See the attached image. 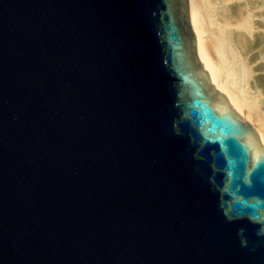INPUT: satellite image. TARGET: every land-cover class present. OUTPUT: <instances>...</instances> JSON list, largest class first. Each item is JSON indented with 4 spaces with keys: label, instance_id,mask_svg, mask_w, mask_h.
Here are the masks:
<instances>
[{
    "label": "water",
    "instance_id": "water-1",
    "mask_svg": "<svg viewBox=\"0 0 264 264\" xmlns=\"http://www.w3.org/2000/svg\"><path fill=\"white\" fill-rule=\"evenodd\" d=\"M0 264H264V145L188 0H0Z\"/></svg>",
    "mask_w": 264,
    "mask_h": 264
},
{
    "label": "bare ground",
    "instance_id": "bare-ground-1",
    "mask_svg": "<svg viewBox=\"0 0 264 264\" xmlns=\"http://www.w3.org/2000/svg\"><path fill=\"white\" fill-rule=\"evenodd\" d=\"M188 3L199 61L212 85L237 114L251 122L258 142L264 145V132L250 121L238 102H256L264 120V0Z\"/></svg>",
    "mask_w": 264,
    "mask_h": 264
},
{
    "label": "rangeland",
    "instance_id": "rangeland-1",
    "mask_svg": "<svg viewBox=\"0 0 264 264\" xmlns=\"http://www.w3.org/2000/svg\"><path fill=\"white\" fill-rule=\"evenodd\" d=\"M238 102L241 104V105L240 104L239 105L242 106L241 108H242L243 112L249 117L250 121L254 122L260 128V130H262V132H264V124H262V123H264V120H263V118L258 113V110H257V107H256V104L257 103L256 102H253V101H250L248 103H245V102H242L241 100H239ZM243 103H244V105H243ZM250 104H251V106H250ZM245 105H247V107L249 105V107L247 108V107H245ZM252 106H253V109H252ZM246 108H247V110H245ZM249 123H251V122H249Z\"/></svg>",
    "mask_w": 264,
    "mask_h": 264
}]
</instances>
